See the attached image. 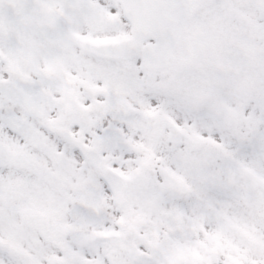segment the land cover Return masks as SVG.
Returning a JSON list of instances; mask_svg holds the SVG:
<instances>
[{
  "label": "snow or ice",
  "instance_id": "obj_1",
  "mask_svg": "<svg viewBox=\"0 0 264 264\" xmlns=\"http://www.w3.org/2000/svg\"><path fill=\"white\" fill-rule=\"evenodd\" d=\"M0 264H264V0H0Z\"/></svg>",
  "mask_w": 264,
  "mask_h": 264
}]
</instances>
